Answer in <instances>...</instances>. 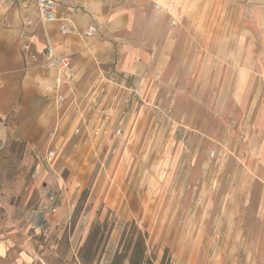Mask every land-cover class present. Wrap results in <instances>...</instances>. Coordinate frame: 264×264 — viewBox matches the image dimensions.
<instances>
[{"label": "crops", "instance_id": "crops-1", "mask_svg": "<svg viewBox=\"0 0 264 264\" xmlns=\"http://www.w3.org/2000/svg\"><path fill=\"white\" fill-rule=\"evenodd\" d=\"M54 12L53 21L42 23L30 2L0 3V144L18 133L55 131L64 145L79 125L78 145L101 154L102 165L109 156L101 145L103 135L85 140L88 126L99 123L98 113L111 126L124 129L123 138L115 141L118 154L128 149L134 135L129 114L146 112L152 124L149 141L167 135L162 147L168 159L162 166L180 183L174 196L183 191L177 197L185 202L197 194L200 213H214L210 230L181 226L177 238L164 231L163 242L176 247L173 257L181 260V246L212 243L213 227L223 247L264 246V0H55ZM63 16L80 31L90 24H103V29L92 37L62 35ZM27 20L33 22L32 46L39 56L25 69L21 33ZM46 44L71 56L72 83L62 86L61 104L53 89L55 68L46 66L40 55ZM100 74L113 78L105 80ZM119 77L144 88L142 100L126 107V116L122 101L128 92ZM165 96L204 106L199 113H172L167 121L145 103L149 99L165 108ZM86 117L88 126L80 123ZM210 150L215 151L212 158ZM117 154L108 161L113 179L119 170L126 175L131 163L125 152ZM255 181L260 185L256 198L251 192ZM55 198L48 193L41 205L55 212ZM251 199H257L255 221L246 224L238 211ZM9 241L0 240L1 256L9 251ZM231 251H224L227 259Z\"/></svg>", "mask_w": 264, "mask_h": 264}, {"label": "rangeland", "instance_id": "rangeland-1", "mask_svg": "<svg viewBox=\"0 0 264 264\" xmlns=\"http://www.w3.org/2000/svg\"><path fill=\"white\" fill-rule=\"evenodd\" d=\"M163 90L166 95L167 88ZM165 98L176 115L199 113L204 106L182 98ZM129 116H133L134 135L127 142L128 149H120L117 156L125 152L131 163L126 175L121 176L119 170L114 179L109 176L111 156L101 165V154L95 156L85 145L73 147V137L63 140L58 158L49 163L44 156L48 134L18 133L5 145L0 144V240H10L9 251L0 255V264H110L116 251L126 264L137 250L139 237L144 244L139 264H254L255 260L264 264V246L223 247L219 241L181 246V260L173 257L176 247L163 242L164 231L177 238L181 226L185 230L189 226L208 229L214 213H200L197 194L185 202L183 191L174 196L173 190L180 183L166 175V164L162 166L168 159L162 147L167 135L150 142L148 113ZM58 136L54 139L62 143ZM38 160L43 167L40 175L35 169ZM259 190L260 185L252 182V196L256 198ZM48 193L56 195L51 208L57 205L55 212L41 205ZM238 195L242 201V191ZM254 200L238 211V218L246 224L255 221ZM227 248H232L229 259L224 253Z\"/></svg>", "mask_w": 264, "mask_h": 264}, {"label": "built area", "instance_id": "built-area-1", "mask_svg": "<svg viewBox=\"0 0 264 264\" xmlns=\"http://www.w3.org/2000/svg\"><path fill=\"white\" fill-rule=\"evenodd\" d=\"M6 0H0V3ZM15 1H27L32 3L37 10L38 16L42 23L51 22L55 19V0H15ZM33 22L31 20H27L25 22V27L27 29L22 31L21 36L23 41L21 43V51L25 60V69H28L33 63H35L38 59V53L34 50L32 46V31L31 27ZM103 29V24H90L84 28L83 31H80L71 19L67 16H63L59 21V32L62 35L68 34H80L87 37H92L98 34ZM40 55L44 59V63L48 67L55 68V76L53 81V89L55 92V100L57 104H61L64 101V96L61 94L62 86L71 85L73 72L71 68V56L67 53L57 52L55 51L49 44H46ZM100 77H103L105 80H112V76L108 74L107 76H103L100 74ZM124 89L128 92V97L125 98L122 102L125 104L124 109L122 110L123 115H127V108L131 103L136 102L137 100H142V95L144 94V88L140 85L132 86L128 85L127 79L118 78ZM155 79L159 80L160 75L156 74ZM145 103L152 107L154 113H161L162 116L165 117L167 121H171L173 119L172 116V108L169 105H166L165 108H161L157 102H151V100H145ZM127 105V106H126ZM99 123L94 125H89L90 117L83 118L81 120L82 125H89L87 135L85 140H88L89 137H98L102 136L101 145L103 148L107 149V153L110 156H114L117 154L116 142L123 138L124 129L118 124L115 126H111L107 120L104 118V113L101 111L98 113ZM86 126V127H87ZM56 132H49V139L46 143L45 150V159L48 162L55 160L58 157V151L61 148V145L54 139ZM71 136L74 138L72 141V146L76 147L78 145V141L82 137V129L79 125L72 129ZM94 155H97V151H94ZM215 151L210 150L208 152V156L210 158L214 157ZM200 199H196V203H199ZM213 236V244L216 243V239L218 236V231L213 227L211 230ZM214 253V252H213Z\"/></svg>", "mask_w": 264, "mask_h": 264}, {"label": "trees", "instance_id": "trees-1", "mask_svg": "<svg viewBox=\"0 0 264 264\" xmlns=\"http://www.w3.org/2000/svg\"><path fill=\"white\" fill-rule=\"evenodd\" d=\"M143 237H146V233H143ZM135 245L137 247V250L133 251L130 256L127 258V263L126 264H139V261L143 259V253H144V244L143 240L141 237L137 239L135 242ZM123 255L121 252H115L110 264H125V261L123 259Z\"/></svg>", "mask_w": 264, "mask_h": 264}]
</instances>
